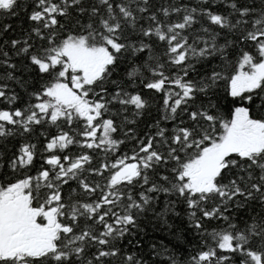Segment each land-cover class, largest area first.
<instances>
[{
  "label": "snow or ice",
  "instance_id": "6c2138e0",
  "mask_svg": "<svg viewBox=\"0 0 264 264\" xmlns=\"http://www.w3.org/2000/svg\"><path fill=\"white\" fill-rule=\"evenodd\" d=\"M0 264H264V0H0Z\"/></svg>",
  "mask_w": 264,
  "mask_h": 264
},
{
  "label": "trees",
  "instance_id": "16d2710c",
  "mask_svg": "<svg viewBox=\"0 0 264 264\" xmlns=\"http://www.w3.org/2000/svg\"><path fill=\"white\" fill-rule=\"evenodd\" d=\"M155 235H156L157 237H159V233H156Z\"/></svg>",
  "mask_w": 264,
  "mask_h": 264
}]
</instances>
